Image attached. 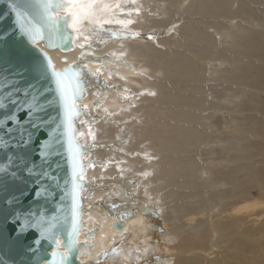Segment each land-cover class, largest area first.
I'll use <instances>...</instances> for the list:
<instances>
[{"label": "bare ground", "instance_id": "1", "mask_svg": "<svg viewBox=\"0 0 264 264\" xmlns=\"http://www.w3.org/2000/svg\"><path fill=\"white\" fill-rule=\"evenodd\" d=\"M243 1L136 0L138 14L129 2L132 15L118 16L134 23L105 25L139 35H103L104 43L93 53L102 60L86 61L93 72L103 69L101 79L108 87L101 89L92 80L83 99L88 108L80 123L85 135L80 137L85 145L99 146L85 154L86 162L91 159L97 167L86 170L94 186L84 194L85 222L79 237L84 242L83 264L114 248L120 252L110 254L112 262L149 255L158 245L146 205L155 206L163 217L173 259L155 264H264V65L259 64L264 63V31L251 29L258 19L251 28L245 24L249 19L239 20L251 14ZM108 2L123 6V0ZM165 28L166 35L156 40L141 38L144 32ZM230 41L246 49L243 54L239 51L243 57H257L259 63L254 59L240 66L236 52L219 55L224 49L220 46ZM82 51L93 49L47 50L57 68L80 60ZM220 79L236 83L237 90L225 87L233 91L217 94L221 92L211 82ZM101 97L103 103L97 108L95 102ZM228 103L236 109L228 110ZM104 109L113 115L91 118L105 116ZM210 109L214 117L225 109L235 112L228 113L229 118L219 117L233 129L226 137L210 139L222 124L210 121L212 115L204 113ZM228 141L230 148L225 146ZM207 145L212 148L205 153L201 147ZM108 159L121 161L123 171L115 162L105 171ZM132 193L137 201L128 199ZM124 205L127 209L119 210ZM114 221L123 229L115 230Z\"/></svg>", "mask_w": 264, "mask_h": 264}, {"label": "snow or ice", "instance_id": "2", "mask_svg": "<svg viewBox=\"0 0 264 264\" xmlns=\"http://www.w3.org/2000/svg\"><path fill=\"white\" fill-rule=\"evenodd\" d=\"M129 2L134 5L136 0H123V6L120 2L113 4L108 0H8L14 21L11 31L4 34L5 39L15 33L34 48L40 58L21 64L14 70L7 65L0 68V153L4 154V162L0 164V192L6 193L4 202L9 209L4 225L6 228L9 225L12 227L16 238L36 234L29 252L37 251L42 239L54 242L56 250L51 252V264H66V256L78 244L76 234L83 223L82 203L85 199L82 191L90 185L94 186V182L87 179L86 168L95 169L97 164L91 159L85 164L84 157L85 153L99 146L95 143L85 146L78 140L75 122L87 114L88 105L81 108L78 101L84 99L89 82L95 80L98 87L105 89L108 85L101 80L103 69L98 67L93 72L86 61L91 58L99 63L102 60L93 53L99 44L104 43L103 35L109 38L139 35L105 27L113 23H134L131 19L118 18L119 15H132L133 9H127ZM135 11L138 14L139 10ZM45 36L50 47L55 46V38L62 45L69 46L64 49L66 51L73 47H88L93 52L82 51L79 62L58 69L48 53L37 47L39 40ZM81 37L82 42L76 43ZM148 39L155 37L149 36ZM103 100L104 97H101L96 101L95 107L99 108ZM54 107L56 116L52 115ZM104 113L105 116L91 118L107 119L113 115L107 109H104ZM80 123L84 121L81 119ZM78 134L81 137L85 135L84 132ZM89 135L92 141L96 140L90 128ZM114 162L122 172L119 169L122 162L111 159L106 160L104 170ZM61 168H70V178L63 180L64 187L61 189L63 195L69 197V214L62 218L53 215L49 219L33 207L24 208L26 202L39 204L55 198ZM145 208L146 215L155 212V206L146 205ZM69 215L68 249L61 252L64 242L54 229H58L61 219L67 221ZM136 251L139 252V249ZM119 252L120 249L114 248L103 251L99 256L106 259L110 254L119 255ZM140 259L142 257L138 255L137 260ZM94 264H101V260L98 258Z\"/></svg>", "mask_w": 264, "mask_h": 264}, {"label": "water", "instance_id": "3", "mask_svg": "<svg viewBox=\"0 0 264 264\" xmlns=\"http://www.w3.org/2000/svg\"><path fill=\"white\" fill-rule=\"evenodd\" d=\"M13 21H14V15L10 12L8 0H0V68L7 65L10 66V70H14L15 68L19 67L21 64L30 63L40 58V54L34 48H31L23 40L18 38L15 33L8 35L7 38L5 39L4 34L11 31V28L13 27ZM40 43H43L44 47H42ZM53 43L55 46L50 47L49 40L47 36H45L44 39L39 40L37 47L43 49L45 52H47V50H54V49H60L62 51H66L64 49L66 47H69L66 45H62L61 42L55 38L53 39ZM74 48L75 47H73L71 50H73ZM71 50H67V51H71ZM77 62H79V60L70 63L68 65ZM68 65L63 66L62 68ZM62 68H58V69H62ZM78 104L82 108L83 100L78 101ZM52 115L53 116L57 115L55 107L52 110ZM85 115L78 118L75 122L78 128V133L80 132V120L81 119L83 120ZM78 133H77L78 140L83 142L82 138L79 136ZM84 159H85V164H87L85 157ZM3 162H4V154L0 153V164H2ZM58 175L60 176L61 179L59 181V187L56 189L55 198L49 199L48 201L39 204H37L35 201L26 202L23 207L24 208L33 207L34 210L43 213L49 219L53 215L60 218H62L65 215H68L69 207H70L69 197L63 195L61 189H63L64 187L63 180L70 178V168L67 169L61 168L58 172ZM88 187H86L82 191V196L84 198H85L84 194ZM5 195L6 193L0 192V264H45V261H47V264H51L53 259L51 257V252L56 250L54 242L42 239L40 244L37 246L38 250L35 252H29L28 249L31 246L33 240L36 239V234L29 233L24 237L16 238L12 227L10 225L7 228L5 227L4 225L5 215L9 211V209L7 208L4 202ZM61 196H63V199H61ZM84 201L85 199L83 200L82 203L83 223L79 226V231L76 234V239L78 240V244L70 250V255L66 256V264H83L80 258V253H81L80 250L84 246V242L81 241L79 237L85 222ZM70 221H71V217L69 215L67 221L61 219V223L58 229H54V231L57 232L59 239L64 242L60 248L61 252H64L65 250L68 249V241H69L68 233L70 231ZM112 227L115 230H122L124 226L119 221H114L112 223Z\"/></svg>", "mask_w": 264, "mask_h": 264}, {"label": "rangeland", "instance_id": "4", "mask_svg": "<svg viewBox=\"0 0 264 264\" xmlns=\"http://www.w3.org/2000/svg\"><path fill=\"white\" fill-rule=\"evenodd\" d=\"M243 1V0H242ZM255 2V0H244L243 1V3H245V4H249V7H250V9H251V14H249V15H245V18H242L241 17V19H239V20H241L242 21V23H245L244 21V19H247V21H248V19H249V21L248 22H246L245 24H247L248 23V25H249V27L251 26L252 27V25H253V23H256L255 21L258 19V21H257V23H259V24H254L255 26H253L251 29H256V30H261V31H264V2L263 1H261V2H256V3H254ZM134 8L133 9H136V7H137V5H136V3L134 4V6H133ZM253 11V12H252ZM256 11V12H255ZM257 13V14H255V13ZM254 13V14H253ZM251 16V17H250ZM253 16V17H252ZM250 17V18H249ZM251 19V20H250ZM254 19V20H253ZM244 20V21H243ZM252 20H253V22H252ZM241 23V24H242ZM252 25H251V24ZM258 25V26H257ZM253 29V30H254ZM152 31V30H151ZM144 32V33H142V36H141V38H145L146 40H156L157 38H159V37H162V36H164V35H166V33H167V31H168V29L167 28H165V29H161V30H153L152 32ZM149 36H153V37H155V39H148V37ZM231 42V41H230ZM233 42H231V43H228V44H223V45H221L220 46V49H223V51H221L222 53L220 54L219 53V55H221V56H225V55H228V54H230V53H234V52H236V55H235V57H236V59L237 60H240V61H242V63L240 64V66H242V65H244V64H246L247 62H249V61H254V59H256L257 61L259 60L257 57H243V51L244 52H246V49H243L241 46H239L240 47V49H242V51L239 49L238 50V46L236 45V43L234 44V45H230V44H232ZM233 46H235V47H233ZM227 49V50H226ZM225 50V51H224ZM237 51L239 52H241L242 54H240V52H239V54L237 53ZM226 52V53H225ZM239 55V56H238ZM237 57H239V58H237ZM240 57H242V58H240ZM242 59H244V61L242 60ZM248 59V61H246ZM258 63H259V61H258ZM259 64H261V65H264V63H259ZM230 70V68H229V66H227V68H226V70ZM102 80V79H101ZM103 81V80H102ZM221 79L219 80V82L217 81H215V84L217 85V87H216V85L215 84H213V82H211L212 83V87H214V89L215 90H217L218 89V91L219 92H221V93H218L217 91H216V93L217 94H225V93H228V92H226L227 91V89H228V91H233L234 89H236L237 90V87H234V86H236V83L234 84V83H232L231 84V82H226V81H222V83H221ZM203 82V81H202ZM230 83V84H229ZM203 86L204 85H206V86H209L208 84H210V82H203V83H201ZM214 85V86H213ZM220 85H221V87L223 88V90H222V88H220ZM225 85V86H224ZM226 85H228V86H226ZM230 85V86H229ZM211 86V85H210ZM233 86V87H232ZM225 87H232L233 88V90H229V88H226L225 89ZM99 88H101V89H104V87H102V86H99ZM116 88H117V86H116ZM252 90H255V89H252ZM225 91V92H224ZM247 91H248V89H247ZM256 91H258V90H256ZM224 92V93H223ZM262 91H259V93H261ZM241 99H243V97L241 98ZM240 102L241 103H243V101L242 100H240ZM244 102H246V100H244ZM229 104V103H228ZM207 105V107L209 108L210 107V104H206ZM225 105V104H224ZM233 104H229L228 105V107H227V104L225 105L226 106V108L229 110V109H236V108H234L235 106L233 105ZM206 107V108H207ZM230 107V108H229ZM233 107V108H232ZM228 110H226L225 109V111L223 112V114H220L219 116H218V114L214 117V115H213V112H214V110H212V109H210L209 111H205L204 113H206L207 112V114H210V115H212V119L210 120L211 122H215V121H220V122H222V124L220 125L221 127H219V129H218V133L215 131V129L217 128H213L212 130H213V132H214V134H213V132H212V134L213 135H211L210 136V139H212V140H216L217 139V137H226V135L228 134V133H231L232 131H233V129L232 128H230L229 129V127L227 128V127H225V126H227L226 124H225V122L223 121V119L222 120H220V116L222 115H225L226 117H227V115H228V113L231 115V114H234L235 112H232V111H228ZM211 111H213L212 112V114H211ZM244 113V112H243ZM242 113V114H243ZM245 113H247V112H245ZM230 115H228V117L227 118H229V116ZM235 115H237V116H240L241 114H239V113H236ZM95 117H102V116H95ZM215 119H217V120H215ZM214 120V121H213ZM226 120H228V119H226ZM224 124V125H223ZM224 127V128H223ZM232 129V130H231ZM230 132H229V131ZM215 133H217L218 135H216ZM222 135V136H221ZM224 135V136H223ZM212 136H214V137H212ZM212 137V138H211ZM216 138V139H215ZM212 140H210V141H212ZM229 143V141L228 142H225V146H229V148H230V146L232 145V144H228ZM211 144H212V142H211ZM209 146L210 145H207V147L206 148H203V147H201L204 151L203 152H208V150L209 149H211L212 147V145L210 146L211 148H209ZM243 147H244V145H243ZM205 153H204V155L203 156H206L207 157V155H205ZM205 157V158H206ZM240 162H238V163H235V164H233V165H238ZM229 164H231L232 165V163H229ZM127 194H129V193H127ZM130 196L131 197H129L128 199L129 200H135V201H137L136 199H137V195L136 194H134V193H132V195L130 194ZM135 197V198H134ZM126 204H128V202L126 203ZM127 209V207L124 205L123 207H120L119 208V210H121V209ZM155 214H158V215H155V216H153L152 214H148L149 216V219H152V221H151V224H153L154 223V226L152 227V228H154L153 230L154 231H152V238H153V240L155 239L156 240V244L158 245L154 250H152L151 252H150V254L149 255H144L143 256V258L142 259H140L139 261L137 260V258H135V260L134 259H131V260H125V261H114V262H112V260L109 258V256L106 258V259H103V258H99L100 260H101V264H155L157 261H159V260H161V261H168L169 260V258L171 257V255L169 256V245H168V241H167V239H166V237H164V235H165V230L163 229V217L162 216H160V214L158 213V211H156L155 210ZM156 216H158V217H156ZM151 217V218H150ZM156 219V221H154ZM254 225H258V222L256 221L255 223H254ZM130 240V238L128 237V238H126L125 240H123L122 242H120L119 243V245H121V244H123V242H127V241H129ZM163 240V241H162ZM163 248V249H162ZM161 250V251H160ZM165 250V251H164ZM162 252V253H161ZM169 256V257H168ZM171 260L170 261H173V259H172V257L170 258ZM136 261V262H135ZM94 262L95 261H92L91 263H84V264H94Z\"/></svg>", "mask_w": 264, "mask_h": 264}]
</instances>
